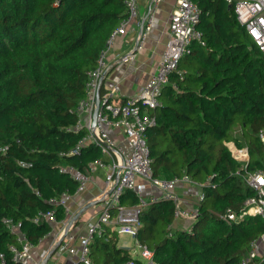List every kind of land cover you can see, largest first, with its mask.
Instances as JSON below:
<instances>
[{
  "label": "trees",
  "instance_id": "1",
  "mask_svg": "<svg viewBox=\"0 0 264 264\" xmlns=\"http://www.w3.org/2000/svg\"><path fill=\"white\" fill-rule=\"evenodd\" d=\"M195 1L205 44L195 41L180 59L182 77H171L161 106L150 111L157 125L148 129L147 142L154 178L187 174L203 183L204 198L192 227L173 236L167 232L175 218L172 201L152 203L141 214L137 239L153 252L151 264H242L250 242L264 233V219L226 222L222 216L239 212L254 196L245 176L264 171V56L232 5ZM127 15L123 0H0V146L7 147L0 153V251L8 264L20 263L8 251L16 236L4 218L21 221L22 232L39 244L52 226L32 218L52 207L49 198L75 194L78 187L60 166L87 173L100 156L92 144L69 154L86 135L84 128L74 130L76 107L86 95L88 74ZM230 141L248 149L246 166L232 155ZM122 199L129 204L138 198L129 189ZM65 217L58 208L56 218ZM118 242L117 233L108 241L97 237L93 264H145Z\"/></svg>",
  "mask_w": 264,
  "mask_h": 264
},
{
  "label": "built area",
  "instance_id": "2",
  "mask_svg": "<svg viewBox=\"0 0 264 264\" xmlns=\"http://www.w3.org/2000/svg\"><path fill=\"white\" fill-rule=\"evenodd\" d=\"M158 2V0H155ZM233 6L239 23L245 26L249 37L255 43L264 56V0H224ZM128 11L117 29L108 38L105 49L100 53L97 66L89 74L86 84V95L76 107L79 122L75 132L84 128L86 135L80 139L69 154H77L83 145L92 144L101 151V156L88 164V172H79L73 166L61 165L60 170L68 173L78 183L76 193L84 191L88 187L90 176L97 169L106 170L105 186L96 196L100 202L99 210L85 225L84 232L75 230L76 222L62 239L65 227L74 215L69 206L72 194L67 191L48 199L52 207L46 211H40L32 219L35 224L45 221L61 224L54 244L62 239L56 252L71 257L64 264H93L91 244L97 237L110 239L113 233L131 234L137 237L141 227V214L149 205L162 200L172 201L177 216L194 218L195 210H187L181 206V200L174 192L182 182H192L187 174L171 179L159 180L153 177V164L148 146V129L157 125L156 115L150 113L161 106V93L165 86L172 83V76L182 77L179 69L180 59L192 52L195 41L205 44L201 38L198 23L202 15V9L195 0H177L175 9L169 21V37L166 49L161 57L158 71L153 74L139 93L126 100H119L117 93L120 85L115 83L107 88L104 74L108 68L105 57L108 48L117 34H124L126 26L138 15L137 0H123ZM155 2V3H156ZM143 33L139 39V48L147 32L152 29L154 20V7L149 8ZM126 59V58H125ZM104 78V82H101ZM177 88V85L174 84ZM99 106L97 108V100ZM122 131V138L117 139L112 131ZM121 137V134H118ZM264 141V134H260ZM124 142L125 144H122ZM7 147L0 146V153H6ZM237 150V153H240ZM107 158V159H105ZM21 166L26 164L18 162ZM246 184L254 189V196L246 200L244 207L239 212H228L222 218L226 222L240 221L249 215L261 216L264 219V171L257 170L248 175ZM133 190L137 196L135 203H123L122 196L128 190ZM149 190V191H147ZM203 192L199 197L203 199ZM64 208L66 217L59 221L56 218L58 208ZM94 213V212H93ZM4 224L10 232L15 234L16 242L9 245L8 251L12 259L20 264H26L32 257L31 250L36 246L21 230V221L12 218H4ZM169 236H173L172 224L167 226ZM143 257L152 263L153 252L140 245ZM49 248L41 251L40 260L33 264H41L49 254ZM264 260V233L250 242V250L242 259V264H249L251 260ZM0 264H8L7 255L0 251ZM115 264H135V260H127Z\"/></svg>",
  "mask_w": 264,
  "mask_h": 264
},
{
  "label": "crops",
  "instance_id": "3",
  "mask_svg": "<svg viewBox=\"0 0 264 264\" xmlns=\"http://www.w3.org/2000/svg\"><path fill=\"white\" fill-rule=\"evenodd\" d=\"M155 2V0H137L138 15L130 20V22L127 24V29L124 34H117L114 37L112 44L107 50L105 62L107 63V65L117 62V65L109 72L108 76L105 78L104 85L109 88V86L118 83L120 85V90L117 93V97H119V100L124 101L126 100V98L139 93V91L143 88L149 78L159 69L161 62L160 60L163 52L166 49V42L169 37L168 25L170 17L175 9L177 0H158V2ZM151 5L155 10V17L151 26L152 29L147 32V35L142 40L141 47L136 50V41L141 31V22L145 18L144 24L146 23L148 14L150 12L149 8ZM125 55H128L127 58L125 60H122ZM112 132L117 139L122 138V131L115 130ZM118 134H121V137ZM122 144L125 143L122 142ZM226 144L231 149L232 155L238 161H241L244 166H246L249 158L248 149L238 148L232 141ZM239 149H241V152L237 153V150ZM250 173L252 172H249L247 176H245V180L248 179L247 177ZM105 178L106 170L103 168H99L93 174H91L90 181L88 182V187L84 191L78 192V194H72L71 198L69 199V206L73 214L77 213L79 209L84 207L89 202L96 201V196L100 193V191L106 184ZM203 186V183L195 180H192V182H182L179 186H177L174 192L177 193L176 195L180 198L181 206L187 210H195L197 214L199 203L202 200L199 195L201 192H203ZM97 204L98 207L95 208V210H93L95 206H92L80 215V218L76 222V225L74 227L75 231H77L78 233L84 232L85 225L81 228H77V225L79 224V222H81L82 218H86V215H89L91 217H94V215H96L100 207V202L96 203L95 205ZM91 212L94 213H92L91 215ZM196 216L194 218H188L184 216L180 217L175 214L174 221L169 224H172L173 232L181 228L190 229ZM50 224L52 226V231L49 232L45 236V238L31 250L32 257L29 258L26 264H33L35 261L40 260L41 251L45 250L46 248H49V254H52L48 258L46 264H50V260L54 255L57 256L58 260H60V264L69 262L71 257H67L66 254L62 256L60 255V253L55 251L56 244H54V240L58 236L57 232L61 224ZM136 240L138 241L137 237ZM140 245L141 244L139 243V246ZM143 259L145 264L149 263V260L147 258L144 257Z\"/></svg>",
  "mask_w": 264,
  "mask_h": 264
},
{
  "label": "rangeland",
  "instance_id": "4",
  "mask_svg": "<svg viewBox=\"0 0 264 264\" xmlns=\"http://www.w3.org/2000/svg\"><path fill=\"white\" fill-rule=\"evenodd\" d=\"M239 150H241V149H239ZM97 207H98V204L95 205V207L93 208V210H95V208H97ZM92 213L93 212H91V215H92ZM85 217L86 218H84V219L82 218L81 219V222H79V224L77 225V228H81L82 226L86 225V223L92 218L89 215H86ZM118 245L120 247H123V248H126V249L130 250L131 251L130 253L132 254L133 257L138 258V259L144 261V259H143L144 257L142 255L143 250L139 246V242L136 240V237L135 236H132L131 234L130 235L129 234H121L119 236ZM50 264H60V260H58V258H57L56 255H54L51 258Z\"/></svg>",
  "mask_w": 264,
  "mask_h": 264
},
{
  "label": "water",
  "instance_id": "5",
  "mask_svg": "<svg viewBox=\"0 0 264 264\" xmlns=\"http://www.w3.org/2000/svg\"><path fill=\"white\" fill-rule=\"evenodd\" d=\"M144 21H145V18L142 20L141 22V31L137 37V41H136V47L135 49L137 50L139 48V39L143 33V25H144ZM128 55H125V57L122 59V60H125V58H127ZM117 65V62H114L113 64H110L108 65V68L107 70L105 71V74H104V77H106L109 72ZM101 82L103 83L104 82V78H101ZM98 106H99V99L97 100V108L95 109V117H96V113H97V110H98ZM102 200L100 199H96L95 202H89L88 204H86L84 207H82L81 209L78 210L77 213H75L72 218L70 219L69 223L67 224V226L65 227V230H64V233H63V236H62V239L65 237V234L69 231L70 227L79 220L80 218V215L83 214V212L87 211L89 208H91L92 206H95L96 203H99L101 202ZM62 239L58 242V244L55 246V247H58L60 242L62 241ZM52 254H48V256L46 257V259L44 261H42L41 264H46L48 258L51 256Z\"/></svg>",
  "mask_w": 264,
  "mask_h": 264
}]
</instances>
